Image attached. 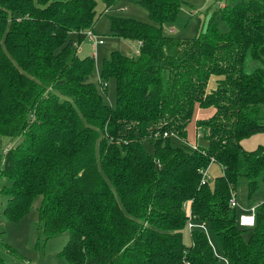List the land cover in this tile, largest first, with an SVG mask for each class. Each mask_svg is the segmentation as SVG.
<instances>
[{
  "label": "trees",
  "instance_id": "obj_1",
  "mask_svg": "<svg viewBox=\"0 0 264 264\" xmlns=\"http://www.w3.org/2000/svg\"><path fill=\"white\" fill-rule=\"evenodd\" d=\"M118 1L101 0L105 10ZM215 1L205 27L179 37L163 27L184 0H127L149 22L110 16V34L137 41L138 52L112 51L96 82L95 57L78 48L94 32L97 0H0V176L11 182L9 221L41 196L37 242L68 232V264H220L206 228L227 264H264V146H242L264 133V0ZM110 79L114 104L104 97ZM196 106L214 112L195 122L206 145L192 148ZM212 162L222 175L202 183ZM232 193L254 206L252 226L239 224ZM188 214L195 227L186 246Z\"/></svg>",
  "mask_w": 264,
  "mask_h": 264
},
{
  "label": "rangeland",
  "instance_id": "obj_2",
  "mask_svg": "<svg viewBox=\"0 0 264 264\" xmlns=\"http://www.w3.org/2000/svg\"><path fill=\"white\" fill-rule=\"evenodd\" d=\"M175 21L171 24H166L163 28L166 33L171 29L174 33H170L179 37H193L198 30L205 27V24L210 17L217 11L218 4L215 0H184ZM97 19L94 24V32L103 40V43L96 48L93 47V42L87 38L80 39L81 43L78 48V55L83 57L92 55L95 57V80L101 70L104 58H107L112 51L118 50L121 53L135 56L138 52V42L115 37L110 34V16L129 17L143 22H149L147 12L141 8L136 2H127V0H119L115 7L105 10L101 0H97ZM220 29L225 31L227 26L216 17ZM74 43L79 42L78 37L73 36ZM212 83V82H211ZM108 103H115V80L110 79L107 83L106 93L104 95ZM196 118L193 120L195 123ZM186 137V143L196 144L199 146L205 145V140L200 131L194 132L191 128ZM175 146H182L184 143L177 138L171 139ZM144 147L149 153H153V145L150 139L144 141ZM264 146V133H256L245 138L242 141V146L246 150H254L257 146ZM7 147L5 139L0 140V164L3 160L4 150ZM222 175L221 166L218 163L212 162L207 169L209 183L213 184L215 178ZM10 180L2 175L0 176V238L2 244L7 245L12 252L8 251L0 242V257L9 264H68L65 257L61 255V251L69 239V233L63 232L48 240L42 238L37 242V208L41 202V196H37L29 212L23 216L18 222H11L4 214V209L7 205V196L4 191L9 188ZM241 191L238 190L237 194ZM259 195H264L263 191ZM195 227V226H194ZM205 233L215 249V253L220 259V264H227L223 258L220 245L211 232L206 228ZM183 241L186 246L190 245V229L186 227L183 230Z\"/></svg>",
  "mask_w": 264,
  "mask_h": 264
},
{
  "label": "built area",
  "instance_id": "obj_3",
  "mask_svg": "<svg viewBox=\"0 0 264 264\" xmlns=\"http://www.w3.org/2000/svg\"><path fill=\"white\" fill-rule=\"evenodd\" d=\"M85 38L91 40L93 42V47L96 48L98 45L103 43V40L101 39V37H99L97 34H95L93 31H87L85 32ZM167 134H165L166 136ZM192 148H196V146H191ZM208 179L207 176V170L202 172V180L201 182L204 183L205 180ZM229 204L232 207H238L242 210V213L239 215V224L241 226H247L250 227L253 225L254 223V206L251 207H245L242 204H240V202H238L237 197L234 195V193L231 194V197L229 199ZM189 216V221H188V228L192 229L195 225L194 223L190 220V214H188ZM200 227H204L203 225H200Z\"/></svg>",
  "mask_w": 264,
  "mask_h": 264
},
{
  "label": "crops",
  "instance_id": "obj_4",
  "mask_svg": "<svg viewBox=\"0 0 264 264\" xmlns=\"http://www.w3.org/2000/svg\"><path fill=\"white\" fill-rule=\"evenodd\" d=\"M213 112H214V108H212V107L200 108V107L196 106L195 110H194L193 118L187 126V136L189 135L188 132L190 130V126H191V128H194L195 133L197 132L196 123L193 124V120L195 118H196V121L198 119H206V118L210 117L213 114ZM189 143H191V142H189ZM189 143H188V145H190V146H194V145L197 146L196 144H189ZM205 145H206V141H205ZM205 145H203V146H205Z\"/></svg>",
  "mask_w": 264,
  "mask_h": 264
}]
</instances>
